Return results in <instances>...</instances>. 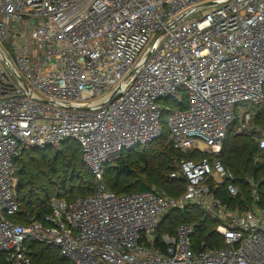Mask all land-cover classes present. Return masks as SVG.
I'll return each mask as SVG.
<instances>
[{
	"label": "built area",
	"instance_id": "1",
	"mask_svg": "<svg viewBox=\"0 0 264 264\" xmlns=\"http://www.w3.org/2000/svg\"><path fill=\"white\" fill-rule=\"evenodd\" d=\"M263 101L264 0H0V264H32L29 242L73 264H264L256 188L244 210L215 189L239 194L220 159L232 125L253 133L264 161V131L252 125ZM164 112L187 156L171 174L184 192H112L105 166L159 139ZM67 139L96 192L53 198L41 220L9 218L20 212L16 159ZM187 207L218 223L225 246L196 245L191 223L157 234L166 213Z\"/></svg>",
	"mask_w": 264,
	"mask_h": 264
},
{
	"label": "trees",
	"instance_id": "2",
	"mask_svg": "<svg viewBox=\"0 0 264 264\" xmlns=\"http://www.w3.org/2000/svg\"><path fill=\"white\" fill-rule=\"evenodd\" d=\"M173 105H176L173 103ZM186 107V103L181 105ZM257 110L253 121V132L264 131V101L253 105ZM164 112L161 119L162 136L145 147H136L124 151L117 159L105 166L103 183L118 195L149 190L153 185L159 191L170 196H179L185 190L181 177H171L177 171V165L184 156L177 150L166 125ZM195 156H190L194 158ZM220 159L235 178L239 194L232 197L227 186L216 189L217 195L232 208L244 210L254 202V188L264 207V161L259 157L258 143L253 133L236 132L232 125L224 142ZM14 174L15 198L20 212L10 216L19 224H27L32 219L41 220L50 212L53 198H65L72 201L96 192L98 182L82 158V149L78 142L67 139L57 151L52 147L27 148L16 159ZM181 223L195 226L194 242L204 241L207 248L225 246L224 239L215 229L217 222L209 219L197 207L170 210L165 214L157 234L174 235ZM28 251L32 264H73L65 258L59 248L38 242H29Z\"/></svg>",
	"mask_w": 264,
	"mask_h": 264
},
{
	"label": "rangeland",
	"instance_id": "3",
	"mask_svg": "<svg viewBox=\"0 0 264 264\" xmlns=\"http://www.w3.org/2000/svg\"><path fill=\"white\" fill-rule=\"evenodd\" d=\"M254 111H255V110H254ZM255 113H258V112H257V110H256V112H255ZM253 121H254V120H253ZM252 125H253V122H252Z\"/></svg>",
	"mask_w": 264,
	"mask_h": 264
}]
</instances>
